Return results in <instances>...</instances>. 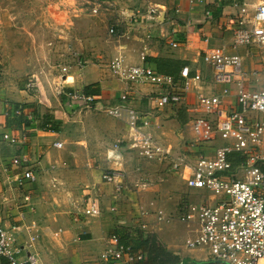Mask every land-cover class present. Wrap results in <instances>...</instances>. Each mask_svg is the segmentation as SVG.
<instances>
[{
    "label": "crops",
    "instance_id": "1",
    "mask_svg": "<svg viewBox=\"0 0 264 264\" xmlns=\"http://www.w3.org/2000/svg\"><path fill=\"white\" fill-rule=\"evenodd\" d=\"M257 4L258 0H178L173 9L160 6L167 15L159 23L148 20L147 8L135 9L127 13L139 23L123 18L125 23L119 25L124 27L117 31L109 59L102 64L70 69L58 78L0 73V226L25 246L22 258L31 255L36 264H122L105 257L109 240L116 236L120 244L135 249L147 240L149 246L177 256L179 262L213 261L205 252L186 246L190 229L177 219L182 205L198 202L204 192L188 188L187 171H175L170 159L141 158L133 147L136 132L103 109L120 104L126 94L140 114L141 131L171 154L193 164L198 156L210 153L221 143L198 144L189 127L198 95H219L222 89L202 56L220 47L241 55L245 70L252 72V89L260 87L264 50L229 46L240 10L253 12ZM172 41L179 46L172 47ZM114 59L156 72L160 65L158 73L173 77L179 85L183 67L192 76L201 74L204 81L195 84L181 104L157 107L152 97L158 90L153 86H131L112 76L108 65ZM87 87H91L89 96L96 98L93 108L70 110L66 95L84 94ZM234 107V95L224 97L222 108ZM23 132L28 135L26 143L12 145L1 138ZM14 157L36 176L23 188L14 181L23 171L10 165ZM109 171L120 177L104 181L102 175ZM27 195L30 199L25 202ZM91 199L100 204L98 216L83 213ZM173 221L180 225L166 223ZM0 264L9 263L1 257Z\"/></svg>",
    "mask_w": 264,
    "mask_h": 264
},
{
    "label": "built area",
    "instance_id": "2",
    "mask_svg": "<svg viewBox=\"0 0 264 264\" xmlns=\"http://www.w3.org/2000/svg\"><path fill=\"white\" fill-rule=\"evenodd\" d=\"M146 11L148 20L158 23L167 15L166 10L157 7H149ZM206 15L210 17L209 12ZM135 19L133 15L130 23L138 24ZM232 31L231 48L264 50V0H258L253 12L241 9ZM110 33L117 34L116 28H111ZM170 45L176 48L179 43L172 41ZM202 60L211 67L214 83L221 85L222 89L219 95H198L193 109L195 116L189 127L198 144H221L213 146L210 153L198 156L193 164L184 156L171 154L150 134L141 131L143 127L137 124L140 114L130 106L126 94L121 96L120 104L103 110L126 122L136 132L133 147L141 158L148 161L170 159L175 171H187L185 181L188 188L204 192L198 202L184 204L178 212L177 219L190 229L185 242L188 248L205 252L219 264H264V81L260 87L252 89V72L245 70L244 58L229 53L226 47L206 50ZM108 69L112 76L131 86H153L158 90L152 97L157 107L181 104L194 85L204 81L199 73L192 76L188 67L180 71L181 85L173 77L150 67L126 65L119 59L112 60ZM232 94L235 107L223 109L224 97ZM95 102V97L78 92L66 95V106L70 110L93 108ZM1 138L16 145L26 143L28 135L26 132L3 134ZM231 154L241 159L236 166L229 158ZM10 165L23 170L14 180L18 188L36 180L34 172L26 168L20 158H12ZM118 177L120 174L115 171L102 175L106 182H115ZM29 199L28 195L24 197L25 202ZM83 213L98 216L101 213L98 200H89ZM158 220H164L161 211ZM109 244L105 257L111 256L122 264H137L144 259L130 246L120 244L116 236L109 240ZM25 250L24 245L17 244L13 235L0 226V258H6L9 264H36L31 255L21 257ZM174 264L195 263L181 261Z\"/></svg>",
    "mask_w": 264,
    "mask_h": 264
},
{
    "label": "rangeland",
    "instance_id": "3",
    "mask_svg": "<svg viewBox=\"0 0 264 264\" xmlns=\"http://www.w3.org/2000/svg\"><path fill=\"white\" fill-rule=\"evenodd\" d=\"M177 3L178 0H0V73H20L29 79L32 74L44 73V77L58 78L74 68L102 64L109 59L110 45L116 37L110 29H122L124 26L119 24L125 23V16L130 22L133 15L127 12L160 6L173 9ZM166 223L180 225L177 221Z\"/></svg>",
    "mask_w": 264,
    "mask_h": 264
},
{
    "label": "trees",
    "instance_id": "4",
    "mask_svg": "<svg viewBox=\"0 0 264 264\" xmlns=\"http://www.w3.org/2000/svg\"><path fill=\"white\" fill-rule=\"evenodd\" d=\"M102 2L106 1H112V0H99ZM210 14L211 12L208 11ZM212 15V14H211ZM161 66L158 65V72H161ZM91 87H87L84 90V94L89 95L92 94L89 92ZM230 160L232 161L233 166H236L238 163H240L241 159L236 154L229 155ZM132 248L134 252L139 251L138 249H141L142 253L146 255V261L141 260L139 264H174L178 263L180 260L177 256L166 253L164 251H160L159 249H156L154 246H149L147 240H144L138 244V247L136 249L132 245H127ZM200 264H216L213 261H207V262H201Z\"/></svg>",
    "mask_w": 264,
    "mask_h": 264
}]
</instances>
